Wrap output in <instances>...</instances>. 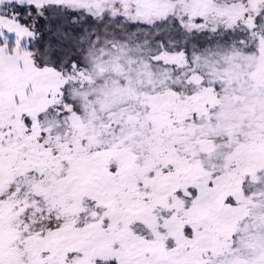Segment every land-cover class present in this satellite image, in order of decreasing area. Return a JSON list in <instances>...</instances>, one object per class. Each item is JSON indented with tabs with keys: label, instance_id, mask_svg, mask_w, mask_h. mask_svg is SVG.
Instances as JSON below:
<instances>
[{
	"label": "snow or ice",
	"instance_id": "6c2138e0",
	"mask_svg": "<svg viewBox=\"0 0 264 264\" xmlns=\"http://www.w3.org/2000/svg\"><path fill=\"white\" fill-rule=\"evenodd\" d=\"M0 264H264V0H0Z\"/></svg>",
	"mask_w": 264,
	"mask_h": 264
}]
</instances>
